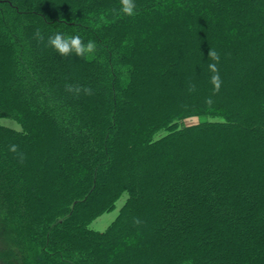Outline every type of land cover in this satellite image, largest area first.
I'll use <instances>...</instances> for the list:
<instances>
[{
    "label": "trees",
    "instance_id": "trees-1",
    "mask_svg": "<svg viewBox=\"0 0 264 264\" xmlns=\"http://www.w3.org/2000/svg\"><path fill=\"white\" fill-rule=\"evenodd\" d=\"M135 4L0 0V264H264V0Z\"/></svg>",
    "mask_w": 264,
    "mask_h": 264
},
{
    "label": "clouds",
    "instance_id": "clouds-1",
    "mask_svg": "<svg viewBox=\"0 0 264 264\" xmlns=\"http://www.w3.org/2000/svg\"><path fill=\"white\" fill-rule=\"evenodd\" d=\"M120 12L126 16H134L136 14L137 5L135 4V0H120ZM34 38L43 43L44 35L40 32L39 29L34 33ZM47 46L53 48L61 57L69 58L73 55L76 57H84L87 54L94 53L96 50V44L93 41H88L87 43L82 40L79 35L74 36H65L63 33L57 32L47 39ZM207 57L213 61L208 64V69L211 73L210 83L213 86V95L217 94L220 91L222 86V79L219 71V62H220V54L214 50L209 49L207 52ZM66 91L72 92L77 97L83 93L84 95H93V90L90 87H80L74 85H66ZM196 90L195 85L189 83L188 91L194 92ZM205 103L209 106L212 105L213 100L211 97L205 100ZM9 151L16 154L17 159L23 163L25 156L22 152L18 150V146L13 144L9 146Z\"/></svg>",
    "mask_w": 264,
    "mask_h": 264
},
{
    "label": "rangeland",
    "instance_id": "rangeland-1",
    "mask_svg": "<svg viewBox=\"0 0 264 264\" xmlns=\"http://www.w3.org/2000/svg\"><path fill=\"white\" fill-rule=\"evenodd\" d=\"M197 122V119H189L188 121L185 122L186 125H189L190 123H195ZM0 124L2 125H7L8 127L19 131L20 124L17 123L16 121L9 119V118H0ZM127 199V193H124L121 196V199L117 202L116 207L110 211H107L106 213L102 214L101 216L97 217L96 219L93 220L91 223L90 227L96 231L104 232L107 230V226L113 222L118 215L120 214V209L124 205L125 201Z\"/></svg>",
    "mask_w": 264,
    "mask_h": 264
}]
</instances>
